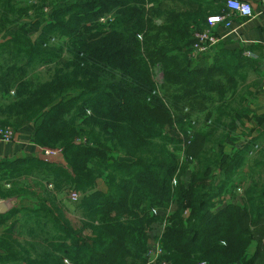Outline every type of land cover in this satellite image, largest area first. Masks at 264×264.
Masks as SVG:
<instances>
[{
	"label": "trees",
	"instance_id": "16d2710c",
	"mask_svg": "<svg viewBox=\"0 0 264 264\" xmlns=\"http://www.w3.org/2000/svg\"><path fill=\"white\" fill-rule=\"evenodd\" d=\"M177 1L195 8L169 7L170 0H36L25 7L0 0V127L16 132L32 124L35 144L61 148L65 158L64 166L36 157L0 160V183L13 179L8 194L0 187V200H18L0 215V264H147L148 241L157 239L153 231L166 217L154 210L170 207L160 262L255 264L253 227L264 219L260 178L247 189L237 183L239 203L215 210L250 149L224 152L219 140L223 131H236V109L217 79L241 77L246 60L195 65L194 28L208 17L203 0ZM57 36L60 45L51 43ZM42 67L45 80L37 73ZM153 68L164 76L163 95L181 92L172 103L160 94ZM213 91L220 102L199 134L212 147L195 156L193 140L188 149L196 172L188 185L172 186L181 164L178 131L192 128L172 108L181 110L179 101L211 102ZM259 166L251 167L252 176ZM181 167L190 172L187 163ZM100 179L106 191L98 190ZM71 188L82 193L74 203L79 228L57 198ZM29 195L36 201L22 204Z\"/></svg>",
	"mask_w": 264,
	"mask_h": 264
},
{
	"label": "crops",
	"instance_id": "0c3cea01",
	"mask_svg": "<svg viewBox=\"0 0 264 264\" xmlns=\"http://www.w3.org/2000/svg\"><path fill=\"white\" fill-rule=\"evenodd\" d=\"M227 1L203 0V8L207 17L223 12L230 13L226 6ZM240 1H247L251 4L253 16L242 18L232 14L229 28L226 27L225 23L215 25L213 31L220 39L219 44L213 51L199 56L193 62L195 65L204 62L212 64L214 60L226 59L227 61L230 60L232 64H238L241 63L238 59H242V62L246 60L245 70L248 71L250 69L252 72L251 86L248 89L250 90L249 95L251 98L249 102L247 101L243 105L247 116H249L250 128L247 134L238 131L236 128V131L232 134L235 145L226 151L229 152L227 154H233L240 151L242 147L249 146V152H252L251 157L253 159L249 167L248 161H246L249 152L244 154V160L248 167L243 166L242 168L243 172L245 169L244 174H246L248 179L246 181L248 184L243 183L244 188L247 189L252 184L250 170L255 163L260 164L256 173L260 181L264 176V0ZM166 4H169V2H166ZM158 23H161V21H158ZM33 131V125L27 124L15 132L13 142L5 143L0 141V160H16L25 157L39 158L41 154L40 147L34 142ZM187 181H189V178H187ZM97 188L100 191H106V186L102 179L97 182ZM35 201L26 197L22 204L31 205ZM238 203V199L234 198L231 202H228L224 196L222 200L218 201L215 210L224 208L229 204L236 205ZM0 232H2V229H0ZM159 233V226H157L156 231H153V235H159Z\"/></svg>",
	"mask_w": 264,
	"mask_h": 264
},
{
	"label": "rangeland",
	"instance_id": "374dc122",
	"mask_svg": "<svg viewBox=\"0 0 264 264\" xmlns=\"http://www.w3.org/2000/svg\"><path fill=\"white\" fill-rule=\"evenodd\" d=\"M35 1L36 0H18L19 4L22 7L30 6ZM172 2H173V4H172ZM41 5L42 4L40 3L39 6H41ZM166 5H169V7L174 5L176 8L177 7L181 8V7L185 6L188 10L195 8V6L189 2H183L181 4L177 0H173V1L170 0L169 4H166ZM44 10L47 14H50L51 10H50V7L47 6V2L44 6ZM30 15H32V13ZM114 15H115L114 12H112L111 14L106 15L105 17H103L101 19H107L106 22H108V19L112 18ZM48 18L51 19L50 16ZM101 19L99 20V22L105 24L104 22H101ZM36 37H37V35L33 36V39ZM51 39H54V40H51V43L57 44V45H60L61 43H63V40H64L58 36L53 37ZM153 69H154L153 71H155L156 68H153ZM46 70L47 69L45 67H42V68H39L37 71V73H41L40 75H41L43 80L48 78V76H45ZM240 75H241V77L234 76L232 78V76L230 74H225V75H221L219 78L217 77L218 79L217 78L216 79H217V81H219L220 87L226 91V94H227L226 99L231 100L230 102L233 103L232 108L236 109L235 112H233L231 114L233 117L232 119L234 120V124H235L234 126L237 127L238 131L243 132L244 134H247V132L249 131V128H250L249 116H247L246 112H244V114L242 116H240L239 114L244 109L243 105H245V103L247 101L249 102V100L251 98V96L249 95L250 90H248V89L251 86L252 72L250 69H248V71L244 69L242 72H240ZM161 82H162V84H159L157 87L159 88L160 94L163 95V92L161 90V86L163 85V81H162V76L160 75V83ZM233 82H234V84H233ZM233 86H234V88L237 87V92L234 94L232 93V90H230L231 87H233ZM180 93H181L180 91L179 92H173L170 94V98L163 95L165 98L164 101L166 103L170 104V103H172V101H171L172 97L175 95H178ZM12 94H13V92H12ZM219 99H220L219 93H216V91H213L212 92V98H211V100H213V101H211V102L205 101L203 99H199L196 101H188L187 100V102L185 101L186 103H182V101H179L176 104L179 105V107H178L179 109H181V108L182 109L178 110V109L172 108V111H173L172 113H173L176 120H178L177 118L187 117V118H189L190 121L196 120L197 122H196V127L193 128V126L191 125L192 129H190V126H189V127L185 128V131H180V130L178 131L179 137L181 139V142L179 144L180 149L176 148V149H174V151L178 153L179 162H181V164H180L179 169L175 173L171 183H173L174 180H178L179 184L184 183V184L188 185V183L191 181L192 173L196 172L195 160L189 154V149H188L189 146L186 145L184 147L183 140H182L185 138L187 139L189 132H193L194 141L196 140L195 144L191 148V154L197 156L198 154H200L202 152L201 153V155H202L204 152L208 153L209 149L212 147L211 143L205 144L203 142V140L199 138V134L203 133L204 130H206V129H208V127H210V125L208 124V120L210 121V119H211V113L212 112L214 113V107H215L214 104L216 102H220ZM184 109H188V110H184ZM10 128H12V127H10ZM219 133H221V132H219ZM232 134H231V136H229L228 130L223 131L224 137L219 140V141H221V145L224 146L223 149H224L225 153H229V152H226L227 149H231L235 145L234 144L235 141L233 140L234 136ZM221 135H222V133H221ZM217 137H218V135L215 136L214 138H212V141L215 142L217 140ZM229 137H231L232 139H229ZM170 147H173V145H171ZM213 149H214V147H213ZM251 154H252V152H249L247 154V160H246V161H248L249 167H250L251 162H252L251 160L253 159L251 157ZM253 154H255V153L253 152ZM227 155L231 156L232 154H227ZM195 159H196V157H195ZM182 160H183V162H182ZM236 161L239 162V160H236ZM246 161L244 160L243 166L248 167L246 165ZM185 163H187L189 165L190 173H187V170H186L187 168L181 167V166H184ZM53 165L64 166L65 163L62 165H56V164H53ZM223 166L225 167L226 164H224ZM243 166L239 168V170L235 176L236 180L233 183L234 186L229 185L230 189L228 188L226 190L225 199L228 200V202H231L235 197L234 191H237V188L235 186V185H237V183L238 184H241V183L248 184V182H246V181H248V179L246 177V174H244L245 169H244V172L242 169ZM220 171H221V168H219L217 172L220 173ZM187 178H189V181H187ZM254 178L257 179V175L251 176L252 180ZM12 181H13V179L11 177H9L8 182L4 181V182L0 183V187L2 189V191H1L2 195L8 194V192L11 189L10 183ZM261 182L264 183V176H263ZM179 184H177V185H179ZM171 185L173 186V184H171ZM177 185H175V186H177ZM51 186H52L51 189H53L52 184L48 185L49 188ZM54 193L56 196H58V194L56 192H54ZM236 194H238V193L236 192ZM57 198H58V201L61 202V205L64 206V209H67L66 215H67V218L71 221V224L73 226H75L76 228H79L81 226L80 216L78 215V213L76 214V211L74 210V203H72L68 198H67L68 199L67 200L65 194H63ZM28 199L29 200H32V199L36 200L34 197H32L30 195L28 196ZM253 229H254L253 234L256 236L257 240H256V245H253V247L250 250L251 251L250 253L256 259L255 264H264V219H262V221L260 222L259 225H255V227H253ZM155 237L158 238L159 236L156 235ZM154 240L155 239H153V237H151V239H149L148 245H147V247H148L147 252H148L149 248L151 247V245L153 246ZM254 242H255V239H254ZM147 252L145 254V257L147 255Z\"/></svg>",
	"mask_w": 264,
	"mask_h": 264
},
{
	"label": "built area",
	"instance_id": "2783aa9c",
	"mask_svg": "<svg viewBox=\"0 0 264 264\" xmlns=\"http://www.w3.org/2000/svg\"><path fill=\"white\" fill-rule=\"evenodd\" d=\"M233 2L238 5H247L248 10L244 11L240 8L232 7L230 6V0H228L226 6L229 9L230 13L223 12L221 14L208 17L207 24L205 26L194 28V34H193L194 43L190 54L191 60H196L199 56L211 52L213 48L219 44L220 39L216 36V34L213 31V27L215 25L225 23L226 27L229 28L231 26L230 17L232 16V14L242 18H250L253 16V9L249 2L240 1V0H233ZM106 20L107 19H101V22L106 23ZM160 75L162 76V81H164V76L161 73V71L159 69H155L154 80L157 86L159 84H162V82L160 83ZM191 125L194 128V126H196V123L191 121ZM14 137H15V131L12 128L0 127V141L5 143H10L14 141ZM182 140L184 147L186 145L190 146L194 140L193 132H189L187 139L185 138ZM40 152L41 154L39 159H41L45 163L56 164V165H62L65 163L63 150L61 148H40ZM172 184L173 186H175L179 184V181L174 180ZM51 188L52 186L49 189ZM65 196L66 199L68 198L72 203H77L81 199L82 193L75 190L74 188H71L65 192ZM171 212H172V207H170L168 210H160V209L154 210V215H164L166 217L164 219V222L159 227L160 233L159 235H157L159 237L154 240L153 246L151 245V247L147 252L146 255L147 264H166V262H160V258L163 256V250L160 245L161 244L160 239H161V235L164 233V230L167 226L166 219ZM187 214L188 212H185V215ZM199 264H206V263L202 262Z\"/></svg>",
	"mask_w": 264,
	"mask_h": 264
},
{
	"label": "water",
	"instance_id": "95a60500",
	"mask_svg": "<svg viewBox=\"0 0 264 264\" xmlns=\"http://www.w3.org/2000/svg\"><path fill=\"white\" fill-rule=\"evenodd\" d=\"M17 198H9L6 200H1L0 201V215H7L12 212V210L16 207L17 205Z\"/></svg>",
	"mask_w": 264,
	"mask_h": 264
},
{
	"label": "clouds",
	"instance_id": "9594fccd",
	"mask_svg": "<svg viewBox=\"0 0 264 264\" xmlns=\"http://www.w3.org/2000/svg\"><path fill=\"white\" fill-rule=\"evenodd\" d=\"M230 6L240 8L244 11L248 10L247 5H238V4L234 3L233 0H230Z\"/></svg>",
	"mask_w": 264,
	"mask_h": 264
}]
</instances>
